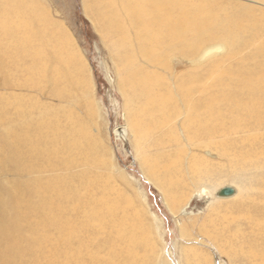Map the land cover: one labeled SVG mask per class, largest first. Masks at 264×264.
<instances>
[{
    "label": "bare ground",
    "instance_id": "6f19581e",
    "mask_svg": "<svg viewBox=\"0 0 264 264\" xmlns=\"http://www.w3.org/2000/svg\"><path fill=\"white\" fill-rule=\"evenodd\" d=\"M197 1L86 7L109 47L146 178L171 212L186 206L191 182L213 192L203 226L222 224L210 237L231 264H264V9ZM15 3L0 19V49L18 51L8 125L0 108V264H170L136 206L139 194L83 131L78 106L94 114V102L70 38L50 15L35 19ZM175 54L195 67L173 72ZM183 264H192L187 254Z\"/></svg>",
    "mask_w": 264,
    "mask_h": 264
},
{
    "label": "rangeland",
    "instance_id": "374dc122",
    "mask_svg": "<svg viewBox=\"0 0 264 264\" xmlns=\"http://www.w3.org/2000/svg\"><path fill=\"white\" fill-rule=\"evenodd\" d=\"M193 1L196 2L197 0ZM230 1L232 4L234 1L264 9V4L260 3V5L258 1ZM5 2L9 4L7 3V5ZM10 2L12 4L14 2H16L15 4L18 3L20 10L35 19H37L36 16L47 18L50 15L54 22L52 26L60 27L61 31L68 35L66 36L67 39L70 38L68 39V45L72 43V49L85 65L83 75L90 78L88 94L94 102V114L91 111L87 114L84 108L78 106L83 131L94 135L96 143L99 145V159L105 161L106 168L113 170L110 164H114L115 169H119L124 175L125 179H119L122 186H125L132 193L139 194L140 198H136V206L144 207L143 211L146 217L149 218L148 226L153 231L157 245L162 249L159 253L160 256L165 257L170 264H183L185 254H187V258L192 264H231L226 254L221 252L210 237L219 233L222 224L221 219L217 218L203 226L208 217L209 201L213 197V192L212 195L209 194L208 196L201 194L197 192L199 184L195 185L191 182L187 191V201L192 200L193 203L187 206V202L183 208L171 212L168 206L169 202L162 191L144 175L133 144L134 139L128 128V112L124 97L116 85V70L111 60L110 50L103 31L98 27L86 7V0H0V15L3 14L0 19L6 18L5 14L7 15ZM4 5L7 7L3 8ZM60 35L63 36L61 32ZM216 42L219 41L208 44ZM16 46L20 47L21 45L18 43ZM14 47L7 48V50L0 49V108L4 110L3 113H6L7 125L11 118L15 119L14 110L17 107L16 103L12 101L14 91L10 90L9 87L11 83L14 85L12 81L16 62L18 61L16 55L18 51ZM172 58L171 67L173 72L188 68L187 59L180 58L176 54ZM22 61L20 65L25 62L29 63L27 57H24ZM206 62L198 68L203 69ZM188 66L192 67L193 65L188 64ZM23 92L26 93V91ZM42 97L40 96L41 99H43ZM178 123L179 121L176 120L177 126H179ZM4 124L0 121L1 135L6 133L3 129ZM19 134L26 136L28 129L26 127L19 129ZM29 135H32V131ZM204 155L209 157L210 153L205 151ZM188 176L187 173L186 177ZM187 180L189 181L190 177ZM202 184L206 186L207 190L215 188L214 185L212 188L210 185L207 186V183ZM222 204L225 206L231 205V200L222 202ZM226 213L222 209L220 215ZM226 218H229L228 214H226ZM180 225L186 227V232L180 231Z\"/></svg>",
    "mask_w": 264,
    "mask_h": 264
},
{
    "label": "water",
    "instance_id": "95a60500",
    "mask_svg": "<svg viewBox=\"0 0 264 264\" xmlns=\"http://www.w3.org/2000/svg\"><path fill=\"white\" fill-rule=\"evenodd\" d=\"M192 203H193V201L190 200V201L188 202L187 206H190ZM186 209H187V208H186Z\"/></svg>",
    "mask_w": 264,
    "mask_h": 264
}]
</instances>
